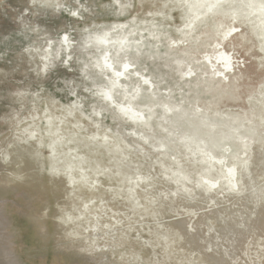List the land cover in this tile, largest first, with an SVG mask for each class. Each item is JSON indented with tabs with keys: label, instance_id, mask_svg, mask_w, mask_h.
Returning <instances> with one entry per match:
<instances>
[{
	"label": "clouds",
	"instance_id": "1",
	"mask_svg": "<svg viewBox=\"0 0 264 264\" xmlns=\"http://www.w3.org/2000/svg\"><path fill=\"white\" fill-rule=\"evenodd\" d=\"M19 2L0 184L28 193L41 264H264V236L235 256L174 223L227 198L248 233L264 208V0Z\"/></svg>",
	"mask_w": 264,
	"mask_h": 264
},
{
	"label": "rangeland",
	"instance_id": "2",
	"mask_svg": "<svg viewBox=\"0 0 264 264\" xmlns=\"http://www.w3.org/2000/svg\"><path fill=\"white\" fill-rule=\"evenodd\" d=\"M22 10L19 0H3V3H0V32L7 34L13 30ZM208 162L212 163L210 160ZM214 188V182L209 181V191ZM28 200L26 191L0 184V264H41L53 255L52 250L41 244L34 235ZM205 207L208 208L207 211L204 210ZM194 210L198 211L199 215L194 218L181 217L174 223L191 221L197 228L198 239H206L209 243L234 241L235 256L241 255L243 244L252 239L253 235L256 238L264 236V225L261 223L264 220V208L257 209V218L252 221L248 233H244L233 223H238L235 213L240 209L227 198L219 200L216 206L208 207L204 204ZM240 241H243V244Z\"/></svg>",
	"mask_w": 264,
	"mask_h": 264
},
{
	"label": "bare ground",
	"instance_id": "3",
	"mask_svg": "<svg viewBox=\"0 0 264 264\" xmlns=\"http://www.w3.org/2000/svg\"><path fill=\"white\" fill-rule=\"evenodd\" d=\"M217 59L219 60V59H223V57H217ZM134 115V114H133ZM211 161V160H210ZM226 172H228V170L226 169ZM233 175H234V173H232Z\"/></svg>",
	"mask_w": 264,
	"mask_h": 264
}]
</instances>
